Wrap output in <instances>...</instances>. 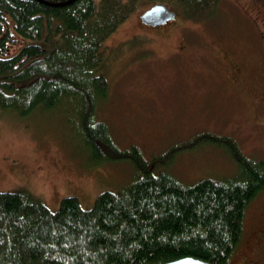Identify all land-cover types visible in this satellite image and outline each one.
<instances>
[{
	"label": "trees",
	"instance_id": "1",
	"mask_svg": "<svg viewBox=\"0 0 264 264\" xmlns=\"http://www.w3.org/2000/svg\"><path fill=\"white\" fill-rule=\"evenodd\" d=\"M218 2L0 0V117L69 110L88 161L129 163L137 173L118 192L99 193L89 209L71 196L51 211L26 191L0 192V264H164L185 257L231 264L247 208L264 194V159L246 156L231 137L200 132L162 158L213 146L227 154L233 176L183 186L169 171L153 173L137 147L120 149L99 120L109 99L104 43L130 14L163 4L199 22ZM128 40L119 46L135 35ZM237 83L234 92L253 89ZM260 84L261 77L253 103ZM236 262L248 264L243 255Z\"/></svg>",
	"mask_w": 264,
	"mask_h": 264
},
{
	"label": "rangeland",
	"instance_id": "2",
	"mask_svg": "<svg viewBox=\"0 0 264 264\" xmlns=\"http://www.w3.org/2000/svg\"><path fill=\"white\" fill-rule=\"evenodd\" d=\"M141 13L137 8L104 43L102 72L109 99L99 109V120L107 124L112 140L120 149L137 147L153 173L169 171L183 186L233 176L227 154L213 146L161 158L197 133L231 137L243 154L264 159V0H220L214 11L198 16L199 22H188L177 12L159 30L139 22ZM132 35L135 41L119 46ZM224 45L252 49L247 67L250 71L257 63V81L261 77L254 103V88L238 93L224 83L228 72L210 50ZM71 118L62 109L0 117V192L26 191L51 211L71 196L89 209L99 193L118 192L135 178L129 163L98 166L88 161L80 136L67 121ZM244 231L231 264L242 255L248 264H264V194L247 208Z\"/></svg>",
	"mask_w": 264,
	"mask_h": 264
},
{
	"label": "flooded vegetation",
	"instance_id": "3",
	"mask_svg": "<svg viewBox=\"0 0 264 264\" xmlns=\"http://www.w3.org/2000/svg\"><path fill=\"white\" fill-rule=\"evenodd\" d=\"M247 19H248L247 23L250 25V27L251 28L253 27L252 29H256V27L250 22L248 17ZM210 50L214 53L215 61L223 66V70L228 72V75L227 76L225 75L226 77H224V83L228 86L229 89L233 87V85L231 84V82L233 81L235 82L242 81V85H244V78H245L246 84L250 82L255 92L258 91L259 87L256 85V81H257V78L260 76V73H259L260 69L256 63V66L258 69L254 65H251L250 71H249L247 67V63H246L247 58H250V57H247L250 54V51L253 53L252 49L248 51L247 49L239 48V50L236 51L231 46L224 45L223 47H221L219 50L215 52L213 51L211 47H210ZM230 52H233V57L231 58L228 57V53ZM256 58H259V57H256ZM220 60H222V62H220ZM208 62L212 63L210 59H208ZM225 64H227L226 68L224 67ZM249 73H250V76H249Z\"/></svg>",
	"mask_w": 264,
	"mask_h": 264
},
{
	"label": "water",
	"instance_id": "4",
	"mask_svg": "<svg viewBox=\"0 0 264 264\" xmlns=\"http://www.w3.org/2000/svg\"><path fill=\"white\" fill-rule=\"evenodd\" d=\"M72 1V0H70ZM175 18V12L170 11L163 4H155L140 14V20L143 24L151 27H161ZM164 264H209L201 259L185 257Z\"/></svg>",
	"mask_w": 264,
	"mask_h": 264
},
{
	"label": "bare ground",
	"instance_id": "5",
	"mask_svg": "<svg viewBox=\"0 0 264 264\" xmlns=\"http://www.w3.org/2000/svg\"><path fill=\"white\" fill-rule=\"evenodd\" d=\"M140 22V21H139ZM162 158V157H161ZM131 161V160H130ZM170 164V163H169ZM135 167V166H134Z\"/></svg>",
	"mask_w": 264,
	"mask_h": 264
}]
</instances>
